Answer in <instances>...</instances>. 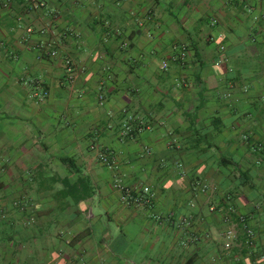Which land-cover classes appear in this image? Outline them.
Returning <instances> with one entry per match:
<instances>
[{
    "label": "crops",
    "instance_id": "crops-1",
    "mask_svg": "<svg viewBox=\"0 0 264 264\" xmlns=\"http://www.w3.org/2000/svg\"><path fill=\"white\" fill-rule=\"evenodd\" d=\"M0 153V264H264V0H0Z\"/></svg>",
    "mask_w": 264,
    "mask_h": 264
},
{
    "label": "built area",
    "instance_id": "built-area-1",
    "mask_svg": "<svg viewBox=\"0 0 264 264\" xmlns=\"http://www.w3.org/2000/svg\"><path fill=\"white\" fill-rule=\"evenodd\" d=\"M31 31V29H29ZM224 48V46H222ZM174 49L179 52L178 57L181 60H184L187 55V46L186 44H179L174 46ZM56 54V51L53 52ZM65 70L66 74L69 76V78H74V76L77 74V68L74 64V62L70 58H65ZM163 69H167L169 67L168 61H163L162 66ZM102 98V95L100 96ZM130 120L133 119L130 117ZM124 130L130 131L131 125L130 124H124ZM245 138H248L247 135L244 136ZM101 161L106 164L109 167H115L116 166V160L113 156L109 155V153L101 152L100 154ZM114 186L116 189L120 191L121 200L125 203L132 202L135 205H140L146 202H149L152 200L155 196V193L152 191V189L146 185L141 187L138 191L133 190V188L123 182L121 178H116L114 181ZM211 211L216 210V206L211 204L210 206ZM162 216H159V219ZM189 217H182L180 221V225L190 223ZM225 222L230 223V227L226 229L225 231V241H224V248L227 250H230L233 248L234 245L237 246H251L253 244L254 240V231L249 226L247 218L245 216H238V220H235L234 216V209L232 207L229 208V212L224 217ZM240 226H242V229H239Z\"/></svg>",
    "mask_w": 264,
    "mask_h": 264
},
{
    "label": "rangeland",
    "instance_id": "rangeland-1",
    "mask_svg": "<svg viewBox=\"0 0 264 264\" xmlns=\"http://www.w3.org/2000/svg\"><path fill=\"white\" fill-rule=\"evenodd\" d=\"M5 155H6V154H2V153H0V167L2 168V173H3V175H4V173H5L4 168L7 167L8 162H9V158H6ZM2 159H3V161H2Z\"/></svg>",
    "mask_w": 264,
    "mask_h": 264
}]
</instances>
